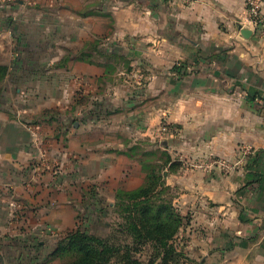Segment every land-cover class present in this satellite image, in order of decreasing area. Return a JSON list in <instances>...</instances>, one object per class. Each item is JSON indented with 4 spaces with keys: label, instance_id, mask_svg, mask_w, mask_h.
Instances as JSON below:
<instances>
[{
    "label": "crops",
    "instance_id": "obj_1",
    "mask_svg": "<svg viewBox=\"0 0 264 264\" xmlns=\"http://www.w3.org/2000/svg\"><path fill=\"white\" fill-rule=\"evenodd\" d=\"M247 16L245 0H0L19 97L0 98V237L18 250L2 264H61L41 258L84 206L144 184L128 140L159 148L165 123L213 169L172 175L201 263L264 264V40Z\"/></svg>",
    "mask_w": 264,
    "mask_h": 264
},
{
    "label": "trees",
    "instance_id": "obj_2",
    "mask_svg": "<svg viewBox=\"0 0 264 264\" xmlns=\"http://www.w3.org/2000/svg\"><path fill=\"white\" fill-rule=\"evenodd\" d=\"M83 58L91 57L88 53L81 55ZM113 71L111 65L107 66V75L104 80H110ZM174 71L184 74L182 66H174ZM10 73V67L0 63V84ZM98 107L99 102H94ZM129 141V140H128ZM146 143V144H145ZM153 146L151 142L144 144L137 142L130 148L129 154L138 160L146 173L144 184L132 191L120 189L116 193L117 201L114 204V213L121 222H113L112 229H120L121 234L127 233L130 242L123 240L117 242L116 236L102 237L92 234L83 229L82 226L67 233L58 243V252L73 255L71 261L65 264H115V259H122L126 264H143L136 253L142 251L146 244L153 243L158 248L170 254L174 249L170 241L175 237L183 226V217L178 213L172 200L164 198L163 189L168 188L164 181L162 169L169 164L173 168L174 161L169 156L165 161L147 160L149 155L159 152L158 148L149 151L147 145ZM156 163V164H155ZM201 264V263H200Z\"/></svg>",
    "mask_w": 264,
    "mask_h": 264
},
{
    "label": "rangeland",
    "instance_id": "obj_3",
    "mask_svg": "<svg viewBox=\"0 0 264 264\" xmlns=\"http://www.w3.org/2000/svg\"><path fill=\"white\" fill-rule=\"evenodd\" d=\"M6 47L1 48L0 47V63H3L5 65H8L10 62L11 64V53L12 49H10V46L8 44L5 45ZM112 62V60H110ZM112 68V64H111ZM113 69V68H112ZM10 79V77H6V79L0 84V98L4 97L6 98V101L10 104H15L18 102V98L16 94H14V90H11L10 84H5V81ZM12 83H16L14 80L11 81ZM7 86V89L4 90V86ZM25 95V94H23ZM20 100V99H19ZM12 106V105H11ZM179 126H177L175 123H165L163 124V128L161 133L163 134V137H160L162 146H159L158 150L159 152L154 155H149L146 157L147 160H154L157 162V160L165 161L169 156H171V159L174 161V165L176 170H173L169 164L165 165L162 169L163 175H164V181L166 183V186H168L169 189L165 188L163 189L164 198L166 200H172L174 206L176 207V210L178 213L183 217V226L179 230V232L175 235V237L170 241V243L173 246L174 253L168 254L164 248H158L153 243L146 244L142 247V251L136 253L137 258H140L143 264H200L203 262L201 255L196 253L194 250L196 248L195 246V240L193 237L192 229V212L191 209L188 208L186 204H183L179 201V198L181 197V194L184 192L182 190V186L178 182L173 181L172 175H182L183 177H189L190 171H212V168H205L206 166H199L197 167L195 163V159L192 158L189 155H185L184 151L180 154L181 150H184L183 148L189 147V142H183L179 137H177V134L180 133ZM127 139V138H126ZM166 143L164 144L163 141ZM129 141L132 144H136L137 142H141L144 144L143 140H140L139 137L134 136ZM146 144V143H145ZM148 144V143H147ZM147 148L149 151H152L153 149H157L156 145L149 146L147 145ZM181 148V149H180ZM210 161V159H201L200 161ZM52 163H48L49 160H44L45 167H48V165L54 164V160H50ZM59 164L58 167H61L62 164L60 161H57ZM214 164L213 162H211ZM230 163H232L230 161ZM156 164V163H155ZM233 171L235 170V164H233ZM41 166V165H40ZM214 166V165H213ZM43 167V164L42 166ZM223 166L221 168L222 173H229L227 168ZM214 170H220V169H214ZM246 170V169H245ZM214 172V171H213ZM171 182V183H170ZM117 201L115 194H112V205L109 204H102V203H93L88 204L87 206H84L86 211L90 210L88 215L84 216L82 219V224L84 226V229L92 234H96L102 237L112 236L115 235L117 242L122 243L123 240H126L127 242H130L131 239L129 238L128 234H121L120 229H112V223L115 222H121V219L118 218L116 213H114V204ZM41 239V238H40ZM38 239V240H40ZM10 241V243H8ZM13 238L11 239H5L3 237H0V264H2L3 259L6 258L8 261H12L14 257H17L18 250H13L12 248H9L8 246L12 245L14 246ZM34 248H40V244H38V241L36 244H34ZM12 249V250H11ZM53 249V248H51ZM56 249L55 252L46 253L43 255L41 259H43V262H47L50 260L52 256H57V258L60 259L61 264H65L68 261H71L73 259V255L70 253H65L60 255L58 252L59 248ZM53 249V250H54ZM115 264H126V262L122 261V259H115ZM202 264V263H201Z\"/></svg>",
    "mask_w": 264,
    "mask_h": 264
},
{
    "label": "built area",
    "instance_id": "obj_4",
    "mask_svg": "<svg viewBox=\"0 0 264 264\" xmlns=\"http://www.w3.org/2000/svg\"><path fill=\"white\" fill-rule=\"evenodd\" d=\"M5 3H14L18 0H3ZM28 6H36L41 0H20ZM247 7V19L243 25L247 24L253 33L264 40V12L263 0H245Z\"/></svg>",
    "mask_w": 264,
    "mask_h": 264
},
{
    "label": "water",
    "instance_id": "obj_5",
    "mask_svg": "<svg viewBox=\"0 0 264 264\" xmlns=\"http://www.w3.org/2000/svg\"><path fill=\"white\" fill-rule=\"evenodd\" d=\"M242 34L246 37V38H250L253 34L252 29L250 28H243L242 30Z\"/></svg>",
    "mask_w": 264,
    "mask_h": 264
}]
</instances>
